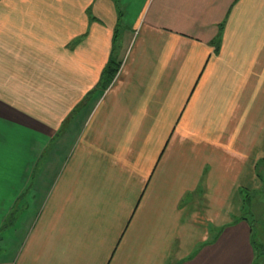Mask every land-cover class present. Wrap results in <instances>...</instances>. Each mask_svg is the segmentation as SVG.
Segmentation results:
<instances>
[{"label": "crops", "instance_id": "1", "mask_svg": "<svg viewBox=\"0 0 264 264\" xmlns=\"http://www.w3.org/2000/svg\"><path fill=\"white\" fill-rule=\"evenodd\" d=\"M263 186L264 0H0V264H264Z\"/></svg>", "mask_w": 264, "mask_h": 264}, {"label": "rangeland", "instance_id": "2", "mask_svg": "<svg viewBox=\"0 0 264 264\" xmlns=\"http://www.w3.org/2000/svg\"><path fill=\"white\" fill-rule=\"evenodd\" d=\"M264 186L260 188V190L255 191H248L243 192L245 193V204L243 207H241V212L246 216V218L250 219L252 223L255 224L257 227V224H260V227H262V216L264 214ZM250 194V196H249ZM252 219V220H251ZM254 219V220H253ZM250 222V223H251ZM260 235L263 236V229L260 228ZM260 249L257 250V253H259ZM261 264V263H258Z\"/></svg>", "mask_w": 264, "mask_h": 264}, {"label": "trees", "instance_id": "3", "mask_svg": "<svg viewBox=\"0 0 264 264\" xmlns=\"http://www.w3.org/2000/svg\"><path fill=\"white\" fill-rule=\"evenodd\" d=\"M117 68H118V64H115L113 62H109L106 65V67L104 68V71L102 73L103 74V77H105L104 84H107L109 82V80L113 77V75L117 71ZM253 243H254V247H255V250H256V254H258L257 253V250L260 249V245H259V243L255 242V241H253Z\"/></svg>", "mask_w": 264, "mask_h": 264}]
</instances>
